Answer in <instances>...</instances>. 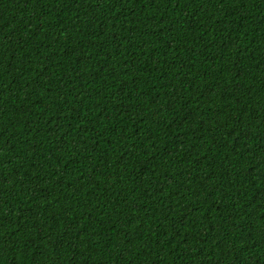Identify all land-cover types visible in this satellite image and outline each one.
I'll use <instances>...</instances> for the list:
<instances>
[{
  "label": "trees",
  "instance_id": "trees-1",
  "mask_svg": "<svg viewBox=\"0 0 264 264\" xmlns=\"http://www.w3.org/2000/svg\"><path fill=\"white\" fill-rule=\"evenodd\" d=\"M0 264H264V0H0Z\"/></svg>",
  "mask_w": 264,
  "mask_h": 264
}]
</instances>
